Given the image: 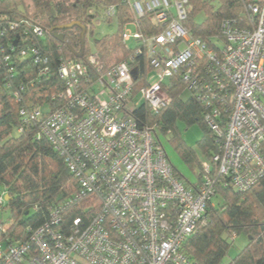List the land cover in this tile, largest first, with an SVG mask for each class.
<instances>
[{"label": "built area", "instance_id": "built-area-1", "mask_svg": "<svg viewBox=\"0 0 264 264\" xmlns=\"http://www.w3.org/2000/svg\"><path fill=\"white\" fill-rule=\"evenodd\" d=\"M126 1L134 20L120 35L126 48L134 41L131 54L118 63H105L97 49L61 57L56 73L64 88L51 99L63 102L51 108L26 100L19 110L76 183L42 224L26 228L25 239L7 235L9 223L0 219V264H196L184 246L207 220L216 181L246 191L264 176V0H247L242 26L223 20L211 45L186 27L188 0ZM102 12L116 17L114 5ZM146 14L158 33L139 30ZM33 33L44 35L38 27ZM18 55L42 60L36 47ZM174 80L204 104V122L217 137L218 153L201 162L192 183L175 174L159 126L135 117L141 105L154 115L165 109ZM6 197L1 190L0 209Z\"/></svg>", "mask_w": 264, "mask_h": 264}, {"label": "trees", "instance_id": "trees-1", "mask_svg": "<svg viewBox=\"0 0 264 264\" xmlns=\"http://www.w3.org/2000/svg\"><path fill=\"white\" fill-rule=\"evenodd\" d=\"M247 4V0H188L185 25L192 37L211 45L214 37H221L223 20L237 19V25L245 24ZM111 5L116 9L118 28L110 39L95 40V47L105 63H118L133 50L122 44L120 35L123 25L134 20L126 0H0V191L6 189L8 193L2 207L9 210L3 221L9 223L10 237L25 239L26 228L42 224L48 208L69 197L75 189L76 181L59 153L38 134L36 124L22 123L19 115L26 100L46 102L51 108L63 102L60 98L51 99L53 93L64 88L56 73V63L61 57L76 58L72 49L80 50L81 29L76 25L61 30L62 41L53 37L50 29L79 22L87 33L95 16L90 10L98 12ZM201 13L204 18L197 22L195 18ZM36 27L44 31L42 37L33 33ZM139 30L150 35L158 33L160 27L152 25V15L146 14L139 19ZM86 33L84 56L90 50ZM26 47H36L42 60L37 62L33 56L21 58L18 52ZM137 60L143 73V56ZM44 67H48V72L41 75ZM186 92V84L174 80L171 102L165 109L154 115L141 105L135 117L141 125L157 124L159 134H170L169 141L178 157L192 176L199 179L200 160L181 138L177 121L183 120L187 125L197 123L202 128V137L196 143L207 157L218 153V143L204 122V104L191 92L185 98ZM170 162L175 174L184 177ZM184 178L190 182L189 176ZM221 182L216 181L214 196L220 198L219 203L209 201L206 222L190 235L184 246L187 254L196 264H264V176L246 191ZM242 233L248 236V242L225 261L233 246V236Z\"/></svg>", "mask_w": 264, "mask_h": 264}, {"label": "rangeland", "instance_id": "rangeland-1", "mask_svg": "<svg viewBox=\"0 0 264 264\" xmlns=\"http://www.w3.org/2000/svg\"><path fill=\"white\" fill-rule=\"evenodd\" d=\"M90 13H94V18L91 20L89 26L90 28H88V32L86 33L87 36V41L89 44V49L93 50V49H97V47H95V40H100L102 41V39H110V35H112L113 33L116 32L118 25L116 23L115 19H111V21L109 22L108 19L106 20L103 15H102V9L100 8L98 10V12H96L95 10H90ZM204 16L203 14H198L197 17L195 18V20L197 22H201L203 20ZM128 28L130 29L131 32L134 31V27L133 26H128ZM99 44H97L98 46ZM128 45L130 48H132L134 46V41L131 39L130 41H128ZM190 94V91L187 90V92L185 93V98L187 97V95ZM177 126L179 128L180 131V135L181 138L186 142V144L193 148L195 150V152L198 155V158L201 162H209L210 158L207 157L204 153L203 150L197 145V140H199L202 137L203 134V130L202 128L197 124V123H193L190 125H187L186 122H184L183 120H178L177 121ZM159 138L160 141L169 157V159L172 161V163L176 166V168L182 173V175L184 177H191L193 175V173H191L190 169L181 161V159L178 157L177 155V151L175 150L173 144L169 141L170 139V134H159ZM198 171V169H197ZM195 177V176H193ZM219 199L218 197H213L212 199V203L214 205L219 203ZM9 215V210L8 209H0V219L2 220H6V218ZM233 246L231 247V250L229 252V256L225 259V261H227L229 259V257L234 256L240 249H242L246 243L248 242V236L245 234H239L236 235L235 237L233 236Z\"/></svg>", "mask_w": 264, "mask_h": 264}, {"label": "water", "instance_id": "water-1", "mask_svg": "<svg viewBox=\"0 0 264 264\" xmlns=\"http://www.w3.org/2000/svg\"><path fill=\"white\" fill-rule=\"evenodd\" d=\"M76 25L79 26L81 29V32H80V45L81 46H80L79 51L72 49V52L76 58H81L83 56V53H84V37H85V33H86V29L82 24H80L79 22H70V23L52 28V29H50V32L52 33L53 37H55L59 41H62L64 38V33L61 30L71 28V27L76 26ZM6 199H8V197H6Z\"/></svg>", "mask_w": 264, "mask_h": 264}, {"label": "crops", "instance_id": "crops-1", "mask_svg": "<svg viewBox=\"0 0 264 264\" xmlns=\"http://www.w3.org/2000/svg\"><path fill=\"white\" fill-rule=\"evenodd\" d=\"M171 161V160H170ZM174 165V164H173ZM175 166V165H174ZM176 167V166H175ZM180 178H182V179H185L184 177H182V176H179ZM190 182H188L186 179H185V181H187L188 183H192V182H196L198 179L196 178V177H193V176H191L190 178Z\"/></svg>", "mask_w": 264, "mask_h": 264}]
</instances>
